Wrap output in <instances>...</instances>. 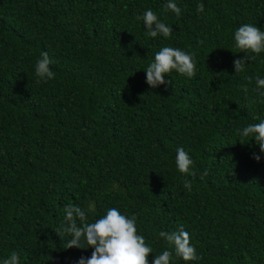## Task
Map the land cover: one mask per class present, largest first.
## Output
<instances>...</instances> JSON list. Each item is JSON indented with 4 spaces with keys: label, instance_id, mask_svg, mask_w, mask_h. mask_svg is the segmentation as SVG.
<instances>
[{
    "label": "trees",
    "instance_id": "trees-1",
    "mask_svg": "<svg viewBox=\"0 0 264 264\" xmlns=\"http://www.w3.org/2000/svg\"><path fill=\"white\" fill-rule=\"evenodd\" d=\"M167 2L0 0V262L90 257L56 232L67 205L91 201L90 220L136 216L149 264L168 247L159 233L180 227L202 257L190 264H264V155L253 160L258 146L238 134L264 120V53L233 67L244 57L234 32L264 31V0H175L179 17ZM148 9L171 37L146 34L136 17ZM164 46L194 53L197 74L152 89L144 71ZM41 53L55 73L46 83L34 74ZM181 147L194 176L176 167Z\"/></svg>",
    "mask_w": 264,
    "mask_h": 264
},
{
    "label": "clouds",
    "instance_id": "clouds-1",
    "mask_svg": "<svg viewBox=\"0 0 264 264\" xmlns=\"http://www.w3.org/2000/svg\"><path fill=\"white\" fill-rule=\"evenodd\" d=\"M164 10L171 11L177 17L182 14L175 0H168ZM204 11L203 3L198 4L197 12L203 13ZM136 19L143 22V27L149 37L169 38L173 33V28L169 27L151 9L138 15ZM234 41L240 53H244L243 58L233 61L236 74L245 70L249 61V53L253 54V58L264 53V31L252 24H243L235 30ZM194 57V53H187L179 48L162 47L155 53L153 62L144 71L146 84L152 89L159 85H169L170 80H166L165 77H169L173 72L192 79L197 74ZM51 64L52 60L47 53H41L34 70L37 83H46L55 78V73L50 69ZM255 83V90L264 96V78L257 76ZM244 90L247 91L246 88ZM238 134L241 139H247L246 143H241L242 145L250 141L255 142L261 155L253 153L251 158L259 162L261 156L264 155V120L243 127L238 130ZM175 163L181 174L195 175L192 171L193 160L182 147L176 150ZM183 187L190 191L191 181L186 179ZM95 210V203L91 201L88 202L86 208L72 204L64 208V223L57 229L56 234H67L71 237L66 249H92L91 256L87 258L81 256L77 264H149L148 258L153 253V248L146 243L142 235L138 234L136 216L128 217L117 208H110L105 215L90 220L89 215L95 213ZM159 237L166 242L168 247L161 254L153 255L151 264H172L173 256L181 259L185 264L202 259L197 255L196 248L191 244V237L183 227L174 232L161 231ZM0 264H20L18 253L12 252Z\"/></svg>",
    "mask_w": 264,
    "mask_h": 264
}]
</instances>
